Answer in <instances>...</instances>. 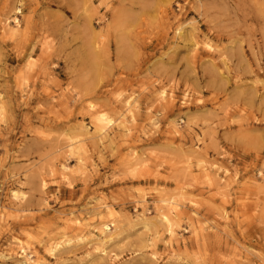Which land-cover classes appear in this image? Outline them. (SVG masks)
<instances>
[{
	"label": "rangeland",
	"instance_id": "374dc122",
	"mask_svg": "<svg viewBox=\"0 0 264 264\" xmlns=\"http://www.w3.org/2000/svg\"><path fill=\"white\" fill-rule=\"evenodd\" d=\"M0 264H264V0H0Z\"/></svg>",
	"mask_w": 264,
	"mask_h": 264
},
{
	"label": "bare ground",
	"instance_id": "6f19581e",
	"mask_svg": "<svg viewBox=\"0 0 264 264\" xmlns=\"http://www.w3.org/2000/svg\"><path fill=\"white\" fill-rule=\"evenodd\" d=\"M14 22H15V24L17 25L18 24V21L16 20V19H14ZM123 117H124V115H123ZM98 122L99 123H105V126H106V128H109L112 124H114V123H112V121L110 120V119H107L106 117H104V115H99V118H98ZM122 125V128H124V126H123V124L121 123V124H118L117 126L118 127H120ZM153 126H155V124H153ZM104 129L105 128H102V127H98V131L99 132H104ZM12 198L14 199V200H17V199H19V198H21V199H23V197H19V195L16 193V192H12ZM163 219L166 221V222H168V218L166 217V216H163ZM107 230V227H105L104 226V228H103V232L104 231H106ZM102 232V233H103ZM22 253H25V250L24 249H22ZM32 253H30V255H31Z\"/></svg>",
	"mask_w": 264,
	"mask_h": 264
}]
</instances>
